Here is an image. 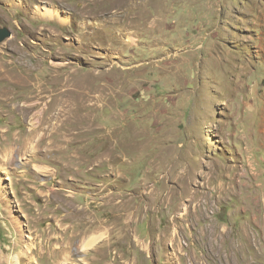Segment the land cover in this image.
I'll return each mask as SVG.
<instances>
[{
  "label": "rangeland",
  "instance_id": "obj_1",
  "mask_svg": "<svg viewBox=\"0 0 264 264\" xmlns=\"http://www.w3.org/2000/svg\"><path fill=\"white\" fill-rule=\"evenodd\" d=\"M1 29L0 264H264V0H0Z\"/></svg>",
  "mask_w": 264,
  "mask_h": 264
},
{
  "label": "bare ground",
  "instance_id": "obj_2",
  "mask_svg": "<svg viewBox=\"0 0 264 264\" xmlns=\"http://www.w3.org/2000/svg\"><path fill=\"white\" fill-rule=\"evenodd\" d=\"M5 72V71H4ZM25 78V77H24ZM24 81V80H23ZM29 81V80H28ZM28 81L26 82V85L27 86H29V87H31V86H35V84H31V85H29L28 84ZM23 85V84H22ZM36 86H37V84H36ZM41 89H39V91H40ZM38 91V92H39ZM40 93V92H39ZM70 118H68V119H66V121H64L63 122V125H65L64 123L65 122H67L68 120H69ZM71 123H72V121H71ZM73 124V123H72ZM51 196V195H50ZM63 200V199H62ZM58 209V208H57ZM75 210V209H74ZM82 212V211H81ZM80 215V214H79ZM76 216V215H75ZM65 218V217H64ZM67 219V218H66ZM81 219V218H80ZM74 220H76V218L74 219ZM64 221H66V220H64ZM76 222V221H75ZM78 222V221H77ZM79 222H84V221H82V219L79 221ZM90 222V221H89ZM76 224H78V223H76ZM88 224V223H87ZM63 228V227H62ZM89 229V228H88ZM68 231H70V230H68ZM87 231V230H86ZM66 232V231H65ZM74 233V232H73ZM67 235V234H66ZM66 235H64V236H66ZM77 238V237H76ZM54 239V238H53ZM59 240V239H58ZM102 240H104V235L103 234H101V235H95V236H93L92 238H90L86 243H85V248H84V250H85V252H88L89 250H92L93 248H96V247H98L97 245L102 241ZM50 242V241H49ZM80 242V244H81V241H79ZM84 242H85V240H84ZM78 243V242H77ZM118 242H104L102 245H101V247H99L98 249H96V252L97 251H100L101 249H104V248H108V249H110V250H112L113 248H115L116 247V244H117ZM79 244V243H78ZM49 247V246H48ZM75 247V246H74ZM32 248V247H31ZM60 248H62V247H60ZM38 249V248H37ZM69 249V248H68ZM78 249V248H77ZM58 250V249H57ZM79 250H80V248H79ZM102 251V250H101ZM32 252V251H31ZM37 252V251H36ZM64 252H65V250H64ZM27 254L29 253V250L27 249V252H26ZM33 253V252H32ZM74 253V252H73ZM44 254V253H43ZM112 254V253H111ZM115 255L116 256H118V253H115ZM74 256V255H73ZM122 256V255H121ZM96 257V256H95ZM118 258V257H117ZM116 258V259H117ZM17 259V258H16ZM94 259V258H93ZM115 259V258H114ZM100 260V259H99ZM20 259H17L16 260V264H21L20 263ZM91 261V260H90ZM93 263V262H92Z\"/></svg>",
  "mask_w": 264,
  "mask_h": 264
},
{
  "label": "water",
  "instance_id": "obj_3",
  "mask_svg": "<svg viewBox=\"0 0 264 264\" xmlns=\"http://www.w3.org/2000/svg\"><path fill=\"white\" fill-rule=\"evenodd\" d=\"M10 36H11V33L8 32V30L1 29L0 30V43L6 40L7 38H9Z\"/></svg>",
  "mask_w": 264,
  "mask_h": 264
}]
</instances>
